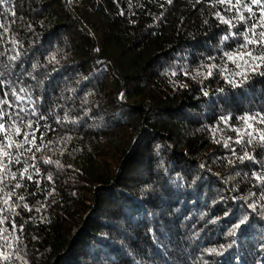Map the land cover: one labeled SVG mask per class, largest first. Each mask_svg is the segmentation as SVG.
<instances>
[{
    "label": "trees",
    "instance_id": "obj_1",
    "mask_svg": "<svg viewBox=\"0 0 264 264\" xmlns=\"http://www.w3.org/2000/svg\"><path fill=\"white\" fill-rule=\"evenodd\" d=\"M253 11L217 0H0V146L23 144L37 123L44 133L35 161L30 144L5 148L24 155L16 180L0 183V250L11 256L0 264H262L264 183L252 173L264 174V124L248 144L253 121L241 117L264 112V68L232 88L225 76L239 69L224 55L261 19ZM208 64L217 67L204 78ZM245 152L254 159L241 163ZM31 164L44 191L20 179ZM221 245L222 255L207 251Z\"/></svg>",
    "mask_w": 264,
    "mask_h": 264
},
{
    "label": "snow or ice",
    "instance_id": "obj_2",
    "mask_svg": "<svg viewBox=\"0 0 264 264\" xmlns=\"http://www.w3.org/2000/svg\"><path fill=\"white\" fill-rule=\"evenodd\" d=\"M173 0H167L168 4H171ZM218 4L222 5H230L232 8H235L237 11L241 7H244L245 10L248 12L249 16H255L256 13L253 11L254 7L260 8V20H257L256 22L252 23L251 28H245L244 29V43L240 45V50H238L235 53L231 52H226L224 55L227 57L229 61H232L233 64L236 65V68L239 69L236 73L234 74H229L225 76V81L228 83V85L232 88H242L244 84L248 81V77L250 74H255L257 73L260 69L264 68V31L257 33V28H264V0H250V3L245 5L241 3V0H235V4L232 3V0H217ZM163 7V6H161ZM216 16L218 19L221 20L222 23L227 24L230 28L236 27L235 24H233L232 21L230 20H225L221 16V14L218 12L216 13ZM249 21L246 20L245 16L243 13H241L238 17V23H248ZM207 23V22H205ZM237 33L233 32L232 35H236ZM229 36L225 35L222 37V40H228ZM248 45H253L256 46L259 55H257L255 52L252 50H249L247 48ZM16 57H12V59H15ZM209 60H213V57H209ZM237 60L240 61V63H237ZM50 63L54 66L58 61H56L55 55H52L50 57ZM35 68L36 65H33ZM200 67H206L207 72L206 76L204 78L211 77L213 75V69L217 67L215 64H208V65H201ZM225 71H227L225 69ZM173 75H176V73H172ZM261 75H264V72H260ZM185 76L188 75V72L184 73ZM199 75V73H198ZM194 79L196 77H193ZM21 91H24V89H21ZM220 92H224V89H219ZM204 96H208L209 93L207 91L203 92ZM7 106L11 108V103H8ZM22 111V110H21ZM34 114H35V108H34ZM7 113L0 114V120L4 119V116H6ZM19 118V116H18ZM43 119V117H41ZM221 120L227 122V119H230L228 117L221 116ZM242 120L248 121L251 120L253 123L248 125V128L252 129V131H249L248 129H245V135L248 137L247 143L252 144L253 142V133L257 132L258 130L254 127V122L258 119L259 123L264 124V112L262 113H257L255 115L248 114L246 113L243 117H241ZM29 128H33V124L30 122L28 125ZM47 127V126H46ZM234 131L237 134V140L236 143H243L244 138L243 136L240 135V130L239 129H234ZM0 132L4 134L5 138H8V128L6 127L5 123H0ZM40 132V125L37 123L35 125V130L32 132H25L24 135V142L23 144H15L13 143L10 139L8 140V143L6 145L0 146V157H3V160H0V173H3V175H0V183H7L9 180H16V173L11 172V167L13 164H20L21 163V156L24 155V152L30 153L31 154V159L33 161L36 160V153L40 151V148L37 145V139L43 140L44 139V133L40 132V136L37 138L36 133ZM15 133L17 135L20 134V128L16 127L15 128ZM31 137V140L29 139ZM259 140L261 142H264V131H259ZM30 144L31 147L24 148V145ZM227 143L225 144V147H227ZM24 148V152H20L19 154L13 156L11 153L7 152L5 148ZM232 154L235 156L236 155V150H232ZM238 160L241 163H244L246 160H253L254 157L249 155L248 152H245L243 156L237 157ZM6 161V163L4 162ZM26 162V161H25ZM43 163L45 164H52L53 161L51 159L45 160ZM58 163V162H57ZM229 163H234L233 161H229ZM201 167H204V165H201ZM29 169L32 171L30 172ZM239 175V173H237ZM253 177L257 181H260L261 183H264V174L253 172L252 173ZM34 176L36 177H41L42 173L40 168L36 166V164H31L28 165L23 169V171L20 173V179L21 180H26L28 182H31L37 186L40 191H44L45 189L40 188V185L43 183L42 179H34ZM7 178V179H6ZM47 180L49 182L52 181L51 175L47 176ZM22 187V184L17 182L14 184L15 189H20ZM54 191V190H53ZM37 192H33L30 195H37ZM51 195V193H49ZM13 193H5V201L4 203L7 204L9 201L12 200ZM19 199L23 201L25 197L20 196ZM24 208H26L29 212L32 211L31 208L28 207L27 204L23 205ZM248 208L252 209L253 212L256 211V205L254 203H249L247 205ZM39 209H37L38 211ZM229 215L228 212H225V216ZM249 220L248 215H244L237 224L233 225V228L228 232V236L234 237L238 234V230L241 228V226L245 225L246 222ZM215 223V221H213ZM13 228L16 227L15 224L12 225ZM21 230H23V225L20 226ZM236 244V240H232L230 244L227 245L228 248H231L233 245ZM226 250L224 245L220 246V249L216 248H211L207 249L209 254H219L222 255L223 251ZM0 259L4 261H9L11 259L10 255H6L3 250H0ZM264 264V262H262Z\"/></svg>",
    "mask_w": 264,
    "mask_h": 264
}]
</instances>
